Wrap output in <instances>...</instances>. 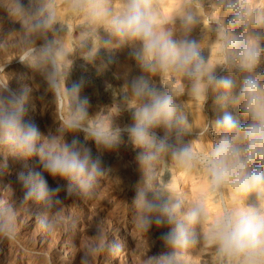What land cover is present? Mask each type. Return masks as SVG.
I'll return each instance as SVG.
<instances>
[{"label": "clouds", "instance_id": "clouds-1", "mask_svg": "<svg viewBox=\"0 0 264 264\" xmlns=\"http://www.w3.org/2000/svg\"><path fill=\"white\" fill-rule=\"evenodd\" d=\"M11 5L9 15L23 33L19 61L42 76L45 91L58 103L57 126L42 132L26 119L30 85L13 89L0 81V156L5 165L13 158L36 159L40 166L22 177L25 200L47 204L57 197L60 187H51L48 176L66 181L69 193L92 195L105 175L103 154L127 145L140 172L133 186L136 227L146 234L154 227L164 230L162 250L149 254L151 248L146 249L143 264H192V249L210 251L216 264H264V5L212 0L211 7L222 15L213 29L217 55L209 58L190 36L200 22V0L176 13L179 30L166 26L169 20L156 0H117L115 6L113 0H70L94 39L90 48L82 44L87 48L83 59L94 63L101 44L112 46V40L99 39L102 28L119 46H130V58L140 70L138 76L125 72L119 89L106 82V91L116 98L111 117L90 114L89 99L82 95L84 81L71 80L72 61L56 36L55 11L50 6L33 9L23 0H11ZM157 79L162 89L156 87ZM177 81L183 85L179 89ZM181 93L202 108L214 98L222 110L203 124V132L212 137L206 147L186 139L192 125L178 99ZM125 113L130 123L121 124L117 117ZM166 158L186 174L202 172L206 193L188 198L158 183L157 168ZM224 193L232 195L231 203L224 202ZM217 198L222 210L210 215L208 200ZM13 219V209L0 210V235L13 238ZM42 223L52 226L48 220ZM119 247L112 244L110 250ZM103 249L100 244L92 251Z\"/></svg>", "mask_w": 264, "mask_h": 264}, {"label": "rangeland", "instance_id": "rangeland-1", "mask_svg": "<svg viewBox=\"0 0 264 264\" xmlns=\"http://www.w3.org/2000/svg\"><path fill=\"white\" fill-rule=\"evenodd\" d=\"M186 1V5H194L196 2V0ZM23 2L26 5L30 4L33 9L40 6H50L55 11L57 16V23L54 25L57 30L56 36L64 44L65 42L67 44L68 41L67 58L72 61L73 66L71 80L84 81L82 95L89 99L90 114L104 117L114 116L112 107L116 103V98L113 93L106 91V82L111 83L117 89L122 86L125 72L121 71V59L125 58H129L130 62V68L127 72L133 76L141 74L135 62L130 58V46H119L118 42L110 37L107 32L102 28L98 29L99 39L101 41L112 40V46L104 47L101 44L95 62L90 64L83 59L82 53L87 51V48L92 47L94 39L87 34V22L84 16L74 13L69 7L70 0H23ZM205 3V5L201 3L199 10L200 24L192 27L190 36L201 42L204 46L205 55L211 58L214 53L217 55L216 38L212 30L215 27V20L218 18L216 13L218 14L220 11H208L212 1L207 0ZM113 4L115 6L114 0ZM11 6V0H0V60H4L0 64V67L3 68V72H0V78H3L0 81H7L13 89L20 87L21 83L24 82L30 85L33 91L27 105L26 119L34 122L42 132L46 133L49 129H54L57 126L58 103L55 102L54 96H51L52 93L45 91L46 84L39 73L20 63L19 58L12 60L14 54L21 55L17 51L24 45L21 25L9 15L8 10ZM203 23L209 25L211 29L205 34L206 36L201 34ZM166 26L175 30L180 29L171 21ZM50 33L47 34L49 38L52 37ZM85 42L87 48H82V44ZM154 83L157 88L162 89L158 79ZM174 86L179 89L183 85L177 81ZM186 96L185 93H181L178 99L182 103L186 99L187 101L188 99L192 100L191 97L187 96V98ZM44 100L53 106L49 105L48 108L44 105ZM213 100L210 99L203 108L196 101L199 104V110L203 111L205 120L218 117H215L217 110H215ZM117 121L121 124L130 123V114L125 113L117 117ZM199 131H195V134L192 131L189 134L190 137L188 135L186 139L197 143L198 147H206L212 137L203 130L200 131L201 134ZM123 138L127 140L126 136ZM90 146L95 153L94 144ZM134 156L135 153L127 145H122L115 152L104 153L102 167L108 168L109 166L110 171H105V175L99 178L90 196H84L75 191L69 193L66 181L48 176L49 185L51 187L59 186L60 191L57 197L47 204L38 203L34 199L25 200L27 189L18 183L21 182L22 177L40 169L38 161L36 159L9 158L6 163L8 166H6L3 156H0V169L2 170L0 173L7 169V171H12L14 178L10 183L0 181V210L11 208L14 216L12 221L13 238L9 239L0 235V264H85V262L86 264H143L146 249L151 248L149 254L161 251L159 237L160 232L164 230H157L154 227L146 234L141 232L135 224L137 210L133 203L135 195L133 186L140 178V172ZM170 161L172 162L170 158H166L158 165V183L166 185L174 192L177 190L176 192L179 194H186L185 196L188 198L203 194L192 188V181L198 184L204 180L203 173L199 171H193L189 177L185 175L184 177H187L183 178L175 188L170 187L169 181L172 180L170 169L172 170V167L179 171L178 177L184 174L176 166L171 167ZM16 174L18 178L14 177ZM125 190H128L129 195H123ZM224 195V202L228 200L227 203H231V194L224 193ZM57 199L59 203L56 202ZM208 202V211H211L214 205L220 208L223 206L219 198L217 200L210 199ZM44 220L50 221L52 226L45 228L42 223ZM118 222L122 224L120 231H116L114 228ZM100 244L104 245L103 251H92L95 246ZM112 244L119 245V250H110ZM190 254L193 263L197 259L194 264H216L214 255L208 250L192 249Z\"/></svg>", "mask_w": 264, "mask_h": 264}, {"label": "bare ground", "instance_id": "bare-ground-1", "mask_svg": "<svg viewBox=\"0 0 264 264\" xmlns=\"http://www.w3.org/2000/svg\"><path fill=\"white\" fill-rule=\"evenodd\" d=\"M207 0H200V2L201 3H204V5L206 4L205 2H206ZM212 1V0H211ZM156 2L159 4V7H160V11H161V15H162V17L163 18H165L166 20H169V22L171 21L172 23H175V25H177V27L178 28H180V18H179V16L178 15H176V13L181 9V8H183L185 5H186V0H156ZM250 2H252V3H257V4H262V5H264V0H250ZM114 3L116 4L117 3V0H114ZM211 4V3H210ZM211 6V5H210ZM69 7H70V5H69ZM214 11L213 10V8L211 7V8H208V11ZM200 12V11H199ZM216 12V11H215ZM206 13V12H205ZM215 14V13H214ZM213 14V15H214ZM222 15V12H220V13H216V16L217 17H219V16H221ZM208 16V15H207ZM212 19V18H211ZM210 19V20H211ZM214 19V18H213ZM205 20V19H204ZM203 21V20H202ZM207 21V20H206ZM205 22V21H204ZM213 22V21H212ZM207 23V22H206ZM206 23H203V27H202V29H201V34L202 35H204V36H206L205 34L207 33V32H209L211 29H210V27H209V25H207ZM200 24V23H199ZM198 26V25H197ZM214 26V25H213ZM196 27V26H195ZM212 27V26H211ZM214 28V27H213ZM197 30H199V29H197ZM213 31V30H212ZM213 33V32H212ZM50 34H52V33H50ZM49 34V35H50ZM195 35V34H194ZM198 35V34H197ZM209 34H207V36H208ZM204 36H202V37H204ZM209 37V36H208ZM213 38V37H212ZM213 39H215V38H213ZM209 40V39H208ZM211 40V39H210ZM213 41V40H212ZM211 41V42H212ZM38 43L40 42V41H37ZM208 43V42H207ZM64 44V43H63ZM22 45V44H21ZM64 48H65V50L67 49L68 50V41H67V44H66V42H65V44H64ZM22 50H23V46L22 47H20L19 48V50L17 51V53H19V55H20V53L22 54ZM215 50V49H214ZM212 53H214V52H212ZM8 55V54H7ZM11 55V54H10ZM15 56L12 58V60L14 59V60H16L15 58H19V56H18V54L16 55V54H14ZM6 56V55H5ZM212 57L211 58H214L216 55H215V53H214V56L213 55H211ZM7 57V56H6ZM9 58H10V56H9ZM5 59V58H4ZM129 59V58H128ZM128 59H121V62H122V64H121V71L124 73V72H127L128 71V69L130 68V62H129V60ZM4 60H0V64H1V62H3ZM12 62V61H11ZM131 70H132V68H131ZM130 70V71H131ZM122 74V73H121ZM1 78H3V77H1ZM0 78V79H1ZM44 82V81H43ZM180 84H182V82H180ZM177 86V85H176ZM47 94V93H46ZM51 94V93H50ZM51 96H53V95H51ZM180 96H181V94H180ZM187 97V96H186ZM186 97H183V98H185L186 99ZM188 98V97H187ZM190 98V97H189ZM214 99V98H213ZM47 100V99H46ZM46 100H44V102H45V106H47L48 108H49V105H51V104H49V102L48 101H46ZM184 100V99H183ZM214 101V100H213ZM212 101V102H213ZM43 102V103H44ZM214 103V107L216 108L215 110H217V112L215 113V111H214V113H215V117L216 116H221L223 113H222V110L219 108V106L218 105H216L215 104V102H213ZM184 105H185V107H186V109H187V111L190 113V122H191V125H192V130H191V132L192 133H194L195 131L197 132V130H200V131H202L203 130V123H204V115L202 114V112L199 110L200 108H199V104L195 101V100H189L188 99V101H187V99H186V101L184 100V103H183ZM51 106H53V105H51ZM213 106V105H212ZM213 108V107H212ZM212 110V109H211ZM228 111H230L232 114H233V116L236 118V119H238V120H240L241 122H243L242 121V118L239 116V113L236 111V110H234V109H231V108H229L228 109ZM213 112V111H212ZM210 113V112H209ZM212 115V114H211ZM213 117V116H212ZM214 117V118H215ZM44 131V130H43ZM200 131H199V133H200ZM191 134V133H190ZM195 134V133H194ZM201 134V133H200ZM205 134V133H204ZM192 136V135H191ZM83 136L81 135L80 136V138H82ZM189 137H190V135H189ZM195 137V136H194ZM71 138V137H70ZM194 139V138H193ZM196 140H198V139H196ZM203 144V143H202ZM199 145V144H198ZM200 146H203V145H200ZM204 147V146H203ZM95 154V153H94ZM114 158H116L115 156H114ZM114 160V159H113ZM112 160V161H113ZM111 162V161H110ZM171 162V161H170ZM104 164V163H103ZM108 164V163H107ZM111 164V163H110ZM109 164V165H110ZM170 164V163H169ZM4 165V164H3ZM162 165V164H161ZM6 166H8V165H6ZM5 166V167H6ZM172 166H175V164H174V162L172 161L171 162V167ZM1 167H3V166H1ZM103 168H105V167H103ZM6 169V168H5ZM9 169V168H8ZM13 169V168H12ZM1 170V169H0ZM180 170V169H179ZM2 171V170H1ZM3 171H4V169H3ZM105 171H107V172H109L110 171V168H109V166H108V168H105ZM170 172H171V176H172V180H170L169 181V186L170 187H173V188H175L176 186H177V184L180 182V181H182L183 180V178H186V177H184L185 175H188V177L189 176H191L192 175V173H190V174H186L185 172H184V174L182 175V176H179L178 177V172L179 171H176L173 167H172V170L170 169ZM170 175V174H169ZM203 175V174H202ZM14 177H17L18 178V176H17V174H16V176H14ZM21 177V176H20ZM202 177V176H201ZM20 179V178H19ZM195 179V178H194ZM12 180H14V178H13V175H12V171H7V169H6V171L5 172H3V173H0V181H2V182H11ZM196 180V179H195ZM203 180V179H202ZM20 181V180H19ZM14 182V181H13ZM16 182H17V180H16ZM18 183H20L22 186H24V183H23V180H21V182H18ZM8 184V183H7ZM190 184V183H189ZM17 187V186H16ZM19 187H20V185H19ZM191 187V186H190ZM187 188V187H186ZM192 188L193 189H195V191L196 192H200V193H206V180H205V178H204V180L201 182V183H195L194 181H192ZM174 191V190H173ZM177 191V190H176ZM175 191V192H176ZM190 191V190H189ZM188 191V192H189ZM124 196H127V195H129V193H128V190H125L124 191V194H123ZM186 195V194H185ZM184 195V196H185ZM123 196V197H124ZM191 196H192V194H191ZM190 196V197H191ZM188 197V196H187ZM224 197H225V195H224ZM223 197V198H224ZM230 197V196H229ZM70 198V197H69ZM192 198V197H191ZM227 198V197H226ZM62 200V199H61ZM210 200V199H209ZM69 201V200H68ZM230 201V200H229ZM227 202H228V200H227ZM231 202H232V195H231ZM209 203V202H208ZM212 205H214V204H212ZM210 206V205H209ZM212 207H214L213 209H211V211H209V213H210V215H215V214H218L222 209V207L220 208L219 206H212ZM124 225V224H123ZM114 228H116V231H120V229L122 228V224H121V222H118L117 223V225L114 227ZM109 230V229H108ZM114 231V230H113ZM108 232H110V231H108ZM112 232V231H111ZM198 254V253H197ZM191 255V254H190ZM194 257H195V255H194ZM194 257H193V260H194ZM196 259V258H195ZM195 261V260H194ZM196 261H197V259H196ZM195 261V262H196ZM194 262V263H195ZM193 263V261H192V264H194Z\"/></svg>", "mask_w": 264, "mask_h": 264}]
</instances>
